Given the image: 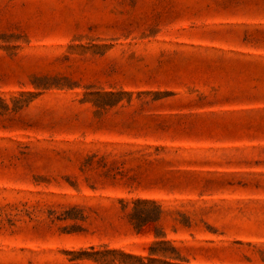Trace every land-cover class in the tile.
I'll use <instances>...</instances> for the list:
<instances>
[{"label": "rangeland", "instance_id": "obj_1", "mask_svg": "<svg viewBox=\"0 0 264 264\" xmlns=\"http://www.w3.org/2000/svg\"><path fill=\"white\" fill-rule=\"evenodd\" d=\"M0 264H264V0H0Z\"/></svg>", "mask_w": 264, "mask_h": 264}]
</instances>
